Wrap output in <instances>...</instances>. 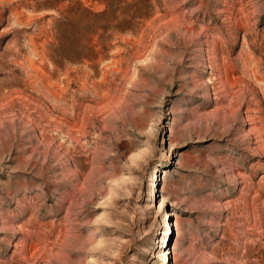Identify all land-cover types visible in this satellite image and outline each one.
<instances>
[{
    "label": "rangeland",
    "instance_id": "1",
    "mask_svg": "<svg viewBox=\"0 0 264 264\" xmlns=\"http://www.w3.org/2000/svg\"><path fill=\"white\" fill-rule=\"evenodd\" d=\"M0 264H264V0H0Z\"/></svg>",
    "mask_w": 264,
    "mask_h": 264
}]
</instances>
